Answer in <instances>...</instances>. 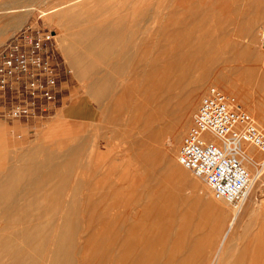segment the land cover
I'll return each instance as SVG.
<instances>
[{"label":"rangeland","instance_id":"rangeland-1","mask_svg":"<svg viewBox=\"0 0 264 264\" xmlns=\"http://www.w3.org/2000/svg\"><path fill=\"white\" fill-rule=\"evenodd\" d=\"M147 1L146 5H152L151 17L154 15L153 13H157L159 21L180 22L185 19L186 15H191V31L194 30L192 36L188 26L189 35L191 34L188 38L190 41L187 38L185 41V54L188 56H182V59L181 56H154V65L156 66L153 70L155 72L154 79L150 82L149 80L146 81V76L140 78L139 85L141 84V87L138 90V102L142 104L154 100V103L152 102L154 110L156 115L160 117V120L154 125L155 133L149 136L150 140L147 144L155 150L153 156L150 155V158L145 156L144 152L140 150L143 148L140 147L137 152L131 151L129 148L131 143L123 142V134L118 131L109 132L107 135L109 147H115L113 148L115 151L111 149L112 152L110 153L113 158L110 157V159L116 160L114 163L120 164L121 167L119 168L115 164L112 166L114 169H122L123 164H125L131 168L134 174L131 181L140 180L143 174L148 176L145 184L134 183L131 187V190H135L136 185L142 186L141 190L145 193L141 194L138 200L136 198V200L127 203L128 217L122 220L119 213L114 225L111 226L112 229L104 226L107 221L106 216L101 215L103 208H105L104 205L97 208L94 206L86 207L84 200L79 202L82 211L86 210L85 217L81 219L83 228L78 232L79 244L83 245L84 240L92 235L93 244L97 242L105 245H119L130 233L131 226L129 224L136 218L140 217L141 219L143 217L142 220L148 219L147 222L156 228L155 231L171 226L174 227L175 234L184 233V242L190 243L189 247L186 248V255L200 259L199 263L194 264H264V209L259 214L250 217L246 227L240 228L242 231L238 230L234 244L226 251L221 252V239L235 209L231 204L215 199L205 181L185 169L177 160L182 139L192 124L202 96L210 86H216L226 94L230 93L234 98L236 96L235 99L245 106L255 123L264 131V126L260 123V116L252 107L253 99L259 97L264 100V52L259 47V33L264 24V2L249 12L247 7L241 6L239 0H237L236 6L235 0ZM131 2H137V0H0V44L14 30L19 29L27 22L36 23L40 27L56 33L54 39L58 55L72 69V75L66 77L69 80V90H71L69 99H71L72 104L65 107L63 112L57 107L54 115L43 121L6 120L0 116V128L6 131L3 156H0V179L13 170L17 175L18 183L21 184L23 173L20 168L23 163V160L21 161L23 148L34 145L40 146V139L43 136L47 140L52 137L54 141L58 133L65 132L67 128L71 127V121L77 125L72 128L80 126V135L86 137L90 134L91 126H81L85 122L89 123V121H82L77 118L83 114L87 115L86 113L92 109L93 105L88 91L92 86L98 85L97 87H99L103 83V76L107 70L99 55L91 49V42L83 35L81 36L80 31L86 29L88 27L85 25L87 21L96 15L119 9ZM230 3L233 5L231 6ZM55 9L59 10L49 14ZM43 13L48 15L44 16ZM260 15H262V19ZM258 18L261 20L259 21ZM135 21L132 20L130 25L132 26ZM188 30L186 29V32ZM189 35L187 33L186 37ZM70 50L72 52H69ZM197 51L198 54H196ZM189 56L194 57L188 61ZM196 56L199 57L196 58ZM169 60L175 62V70L169 75L168 86L171 84L174 87L170 91L163 92L159 88V79L161 78L158 74L165 71L162 63H169ZM181 60L182 62H180ZM77 65L81 68L80 70L77 69ZM112 75L114 76L113 80L119 78L116 73H112ZM124 79L133 83L135 76L126 72ZM120 80H117V88L114 87L116 93L121 90L119 89L120 85H118ZM104 87L105 84L101 88ZM131 88L136 92L134 84ZM112 92L113 90L111 92L106 91L105 94L108 104L105 108L109 109L107 111L109 115L114 106L113 101L116 99L114 96L118 94L111 97ZM82 95L86 96L77 101ZM100 104L102 103L96 104L95 102V106L99 110ZM107 113L102 118V125H109L105 119L109 116ZM186 114L187 116L190 114L191 121L189 120L190 123L188 122L182 133L178 135L176 133L180 118L186 117ZM214 141L219 143L218 138H214ZM101 142L104 150L105 141L102 140ZM45 144H47L46 141ZM242 146L254 154L253 158L257 162L251 164L240 156L243 164L251 171L253 170L254 176L260 172L259 179L251 187L249 197L255 196L264 199V165L260 164L263 154L253 145L243 143ZM54 147L56 152L62 150V148ZM258 162L259 167L257 166ZM140 163L143 168L138 172V164ZM17 165L19 166L18 169L14 171L13 168ZM163 181H167L168 192L177 193V201L180 204H177V206L179 205L178 210H182L173 214L172 217L167 216L166 218L163 216L156 217L149 214L148 211L149 199L152 197L155 188ZM200 184L205 185L207 189ZM21 193L23 194L18 189L16 194L21 196ZM25 193L27 195V192ZM256 206L264 208V203ZM144 208L148 209L145 210ZM140 210H145V212L142 216H137ZM92 214L97 215L99 222L91 231H88L85 226L89 223ZM241 223L240 225L243 226ZM2 226L4 223L0 222V230H2ZM134 233V237L138 236V231H134ZM221 257L224 258L221 260Z\"/></svg>","mask_w":264,"mask_h":264},{"label":"bare ground","instance_id":"bare-ground-1","mask_svg":"<svg viewBox=\"0 0 264 264\" xmlns=\"http://www.w3.org/2000/svg\"><path fill=\"white\" fill-rule=\"evenodd\" d=\"M146 3H148L147 0H137L119 9L102 12L88 20L85 24L88 27L80 31L82 33L80 35L91 42V49L99 55L107 70L103 76L104 81L102 80L105 87L101 88L104 86L101 82L99 87L92 86L88 91L92 109L86 113L87 115L83 114L77 118L82 121L88 120L89 123L85 122L81 126H91L92 130L86 137L82 136L80 126L72 128L77 125L71 121V127L65 132L58 133L54 141L52 137L47 140L43 136L40 139V146L34 145L20 151L21 161L23 160L20 168L23 173L22 180L20 179L21 184L18 183L17 175L13 170L10 172L13 174L9 173L0 179V222L4 223L0 230V264L199 263L200 259L186 255V248L190 243L184 242V233L175 234V229L171 226L155 231L156 228L147 222L148 219L143 221V217L141 219L138 217L129 224L130 233L123 240L119 237L122 240L119 245H105L97 242L93 244L92 235L84 240L83 245L79 244L78 232L83 228L81 219L85 217L86 211H82L79 202L84 200L86 207L97 208L104 205L105 208L101 214L106 216L107 221L104 226L112 229L111 226L114 225L119 213L122 220L128 217L127 203L136 198L138 200L139 196L145 193L141 190L142 186L136 185L135 190H131V187L134 183L145 184L148 176L143 174L140 180L131 181L134 178L131 168L123 164V168L119 169L120 164L117 165L114 163L116 160L110 159L111 149L115 147H109L107 135L109 132L118 131L123 134V142L131 143L129 147L131 151L137 152L143 148L140 150L145 156L149 158L150 155L153 156L155 150L147 144H149V136L155 133L154 125L160 117L154 110V100L142 104L138 102L140 78L146 76V81L150 82L154 79L153 70L156 68L154 56H181V59L182 56H188L185 54V41L191 34L193 36L194 29L191 31L192 26H190L192 25L190 24L191 15H186L180 22L159 21L157 13H153L151 17L152 5H146ZM58 10H52L49 14ZM260 18L262 19V15ZM132 20L136 21L131 26ZM187 33L188 37H186ZM140 57H142L141 60ZM193 57L189 56L188 61ZM174 63L173 60H169L166 64L162 63L165 71L158 76L161 78L159 88L163 92L170 91L174 87L171 84L168 86L169 75L175 70ZM77 69L81 68L77 65ZM126 72L130 75L134 74L133 83L124 79ZM112 73L119 75L117 80L121 79V83H118L121 89L117 92L118 94L114 91V87L117 88V80H113ZM133 84L136 86L137 93L131 88ZM111 90H113L111 97L116 94L118 96H114L116 99L113 101L114 106L109 115L107 113L109 109L105 108L107 107L105 94L106 91L111 92ZM95 102L96 104L101 102L104 105L100 104L99 110ZM106 113L109 115L105 118L109 125H102V118ZM190 114L180 118L176 134L182 133L190 120ZM83 132L85 134V131ZM206 138L214 141L215 137L206 135ZM5 140L6 131L0 128V156H3ZM102 140L105 141L104 150L101 145ZM68 141L70 142L67 143ZM242 144L239 148L241 157L251 164H256L254 154L244 149ZM53 146L62 150L57 149L58 152H56ZM113 156L116 158L115 155ZM112 164L119 168L114 169ZM262 164L264 165V162ZM18 167V165L15 166L14 171ZM142 168L141 163L138 164V172ZM257 173L253 177L252 184L259 179L260 172ZM201 186L207 189L205 185ZM18 189L23 192L21 196L16 194ZM167 189V181H163L155 188L149 199V214L166 218L182 211L178 210L180 204L177 201V193L173 192V194ZM244 205L240 210L233 207L235 211L221 239V252L226 251L235 242L238 230L242 228L240 223L243 224L241 212ZM145 210H140L137 216H142ZM97 218L96 214L91 215L89 223L85 226L88 231H91L99 222ZM134 231H138V236L134 237ZM222 258L224 257H221V260Z\"/></svg>","mask_w":264,"mask_h":264},{"label":"built area","instance_id":"built-area-1","mask_svg":"<svg viewBox=\"0 0 264 264\" xmlns=\"http://www.w3.org/2000/svg\"><path fill=\"white\" fill-rule=\"evenodd\" d=\"M55 36L54 31L27 22L0 44V116L4 119L43 121L59 107L61 82L72 75V69L59 57ZM259 47L264 51V24ZM206 135L218 138L219 143ZM242 143L263 154L262 164L264 131L240 101L210 86L182 139L177 160L205 181L215 199L240 210L254 177L240 157Z\"/></svg>","mask_w":264,"mask_h":264},{"label":"crops","instance_id":"crops-1","mask_svg":"<svg viewBox=\"0 0 264 264\" xmlns=\"http://www.w3.org/2000/svg\"><path fill=\"white\" fill-rule=\"evenodd\" d=\"M239 1L242 4L241 6L247 7L249 9V12L251 11V9L257 8L259 5H261L264 2V0H239ZM237 2L238 1L235 0V6L237 5ZM230 5L232 6L233 4L230 3ZM70 82H72V81L70 80ZM61 85H62V91L60 93L61 100H60V104H59L58 110H60L61 112H63L65 110V107L69 106L72 103L70 102L71 99H69L70 98V95H71V90H69V80L67 78H64L62 80V82H61ZM84 96H86V95L80 96L77 101H79ZM252 107L257 111L258 115L260 116V123L262 124V126H264V100L261 99V98H259V97L253 99ZM263 200L264 199H261L259 197H255V196H252V197H248L247 198V201H246V203L244 205V209L241 212L243 222H245V223H243L242 228L246 227V223H247V221H248V219L250 217H252V216H254L256 214H259L260 211L262 209H264L262 207L256 206L257 204L264 203ZM247 214H248V216H247Z\"/></svg>","mask_w":264,"mask_h":264}]
</instances>
